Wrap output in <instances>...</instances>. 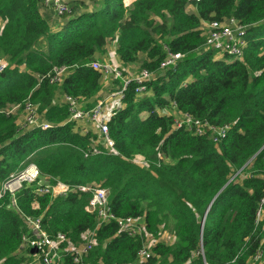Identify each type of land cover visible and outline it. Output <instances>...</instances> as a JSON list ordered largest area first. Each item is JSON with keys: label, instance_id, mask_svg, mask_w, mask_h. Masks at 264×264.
Here are the masks:
<instances>
[{"label": "trees", "instance_id": "trees-1", "mask_svg": "<svg viewBox=\"0 0 264 264\" xmlns=\"http://www.w3.org/2000/svg\"><path fill=\"white\" fill-rule=\"evenodd\" d=\"M68 5L57 18L42 0H0V59L7 61L0 72V264L34 263L22 248L24 216L39 218L49 236L63 233L62 247L93 232L95 245L80 262L68 251L58 264H250L264 236V0ZM230 17L246 28L241 59L204 48L201 23ZM111 41L122 66L136 63L154 79L141 96L130 81L124 107L107 123L114 150L96 144L92 153L96 132L68 121L63 97L87 101L102 90L105 78L88 64ZM168 52L181 58L162 69ZM61 69L60 81L50 83ZM26 102L49 128H20L17 117L5 113ZM175 112L230 128L224 138L215 135L216 142L208 129L177 128ZM133 154L143 155L149 168L131 163ZM31 164L51 184L61 181L71 190L54 200L38 194L36 182L2 190ZM87 184L105 188L112 213L133 219L141 233L129 236L116 221L96 228L95 212L84 209L91 193L78 189ZM163 229L174 243L157 241L147 248L149 257L139 258L145 240Z\"/></svg>", "mask_w": 264, "mask_h": 264}, {"label": "built area", "instance_id": "built-area-1", "mask_svg": "<svg viewBox=\"0 0 264 264\" xmlns=\"http://www.w3.org/2000/svg\"><path fill=\"white\" fill-rule=\"evenodd\" d=\"M199 1V0H191ZM43 5L49 7L55 16H62L69 11L68 0H42ZM188 6V10H190ZM203 34L205 36V49H210L216 52L221 57L226 55L230 60L241 59L244 48L246 46V28L237 19L230 17L223 21H203L201 23ZM181 58V54L168 52L167 56L160 64V68H168L175 65L177 60ZM7 63L5 59H0V72L6 67ZM94 70L102 73L105 78L104 86L112 85L114 78H120L121 84L114 85L109 91H107L103 98L97 99L95 104L90 108L84 106L87 101L80 100L74 96L64 95L63 101L66 103L69 113L68 121H74L83 126V132L88 130L96 132V140L91 149L92 153H97L96 144H101L107 150H114V142L109 134L108 121L115 116V114L121 110L123 106V98L125 96V90L130 81L136 83L135 93L141 96L146 91V83L154 79V74L141 69L136 75L125 76L124 69L118 66H113L108 61L94 60L88 64ZM64 73V69L56 71L53 76L50 77V83H58ZM103 86V87H104ZM114 104L113 107L111 105ZM18 105H15L8 113H13ZM25 124L40 125L42 128H47L48 124L41 122L39 113L36 107L32 106L29 102L23 105ZM174 125L178 128L182 125H186L188 128H193L196 134H202L203 130L208 129L212 132L214 138L212 140L217 142V138H224L226 132L230 126L227 125L222 128H216L209 125L206 122H202L198 119H192L190 116L178 112L174 113ZM146 115V114H145ZM157 157L167 161L160 152L157 153ZM132 163L149 168V162L141 154H135L132 159ZM241 170V169H240ZM239 170V171H240ZM237 171V174L238 172ZM35 165L31 164L12 180L2 186V190H8L11 192L12 183H17L16 188L20 187L22 183L36 182L38 194L48 193L52 200L60 198L66 195L71 189L60 182L51 184L41 177ZM18 185V186H17ZM79 190L86 193H92V197L88 200L84 209L88 212H95L96 228L102 224H106L110 221H116L117 226L127 232L129 236H136L141 233V227L134 222L131 218L121 219L115 218L110 212L108 207L107 194L103 189L97 186H80ZM263 202V199H262ZM12 206H15V202L12 200ZM260 217V212L257 214V218ZM24 221L27 226V232L22 237V248L35 251L34 257L37 256V264H58V261L65 252L71 251L74 255V262L78 263L81 259L87 255L89 250L95 245L93 232L89 233L90 239L82 245L67 244L66 247H62V244L67 242L66 236L58 232L52 236L46 234L41 226L39 218L32 216H24ZM141 255H147L145 248L140 249ZM264 256V239L259 244L255 251L250 264H261ZM141 261V260H140Z\"/></svg>", "mask_w": 264, "mask_h": 264}, {"label": "rangeland", "instance_id": "rangeland-1", "mask_svg": "<svg viewBox=\"0 0 264 264\" xmlns=\"http://www.w3.org/2000/svg\"><path fill=\"white\" fill-rule=\"evenodd\" d=\"M55 16V15H54ZM61 17V16H60ZM60 17H57V18H60ZM51 29L54 31V30H57L58 28L56 27V23H55V20H54V22L52 23V25H51ZM217 57H221L220 55H217ZM6 60V59H5ZM6 63H7V61H6ZM138 64H135V65H133L130 69H129V71L128 72H125V76H131V75H136L139 71H140V69L138 68ZM107 91H105L104 93H106ZM114 106V104H112L111 105V107H113ZM165 112H167V113H173L174 112V110L172 109V108H169V109H166L165 110ZM14 114L16 115V117H17V125L20 127V128H22L24 125H25V115H24V112H20V111H17V112H14ZM142 115H144V113L142 114ZM135 154H133L130 158H128V160L132 163V161H131V159H132V157L134 156ZM147 160V159H146ZM134 164V163H133ZM143 169H148V168H145V167H142ZM245 168V167H244ZM244 168L243 169H241L239 172H238V175L240 176V175H242L243 174V170H244ZM25 170V169H24ZM22 172V171H21ZM20 172V173H21ZM236 175H237V172L235 173V174H233L231 177H230V181H232V180H234L235 178H236ZM16 184L17 183H12V189H11V192H14L15 190H17L18 188H16L15 186H16ZM18 186V185H17ZM38 187V186H37ZM34 206H36V204H34ZM257 214H259V209L257 210V212H256V215ZM90 234L89 233H86V234H84L83 235V237H82V242L80 243V244H78V245H82V244H84L85 242H87L89 239H90ZM264 239V236L262 237V239H261V241ZM157 241H160V242H164L165 244H168V245H172L173 243H174V237H173V235H172V233L170 232V230H168V229H163L162 231H161V233H160V235H159V237H157L156 239H153V238H147L146 240H145V243H144V248L145 249H149V247L153 244V243H155V242H157ZM261 241H260V243H261ZM32 254L35 252L34 250L33 251H30ZM34 256V255H33ZM37 260H38V258H37V256L34 258V263L33 264H37Z\"/></svg>", "mask_w": 264, "mask_h": 264}, {"label": "crops", "instance_id": "crops-1", "mask_svg": "<svg viewBox=\"0 0 264 264\" xmlns=\"http://www.w3.org/2000/svg\"><path fill=\"white\" fill-rule=\"evenodd\" d=\"M132 0H125V4L128 5ZM116 43L115 41H111L109 42L106 47H105V51L103 53H96L94 55L95 59L100 60V61H108L110 62L113 66H118L124 69L125 72H128L129 69L135 65L136 63H132V64H128L126 66H122L118 56L116 55ZM114 86V84L112 85H107L104 86L102 88V90L95 95L94 97H92L91 99L87 100L88 103H94L97 99L103 98L105 96L104 92L105 91H109L112 87ZM104 95V96H103Z\"/></svg>", "mask_w": 264, "mask_h": 264}, {"label": "bare ground", "instance_id": "bare-ground-1", "mask_svg": "<svg viewBox=\"0 0 264 264\" xmlns=\"http://www.w3.org/2000/svg\"><path fill=\"white\" fill-rule=\"evenodd\" d=\"M15 105H18V107L15 109V111L14 112H17V111H20V112H24V110H23V105L24 104H20V103H17V104H13L11 107H9L8 109H6L5 110V113L6 114H12V115H14V116H16L15 114H14V112L13 113H8V110H10L12 107H14ZM42 119V118H41ZM22 128H42V127H40V125H30V124H25ZM47 128H49V127H47ZM43 129H45V128H43ZM42 177V176H41ZM43 178V177H42ZM56 182H60V183H62V184H64V185H67L68 187H69V185L68 184H65V183H63V182H61V181H56ZM56 182H54V183H56ZM50 183V182H49ZM53 183V184H54ZM86 186H97V187H99L100 189H103L105 192H106V189L105 188H102L101 186H99V185H97V184H87ZM70 188V187H69ZM71 189V188H70ZM15 191H17V190H15ZM92 197V193H91V196H90V198ZM108 207H109V204H108ZM109 210H110V212L112 213V211H111V209H110V207H109ZM113 214V213H112ZM114 215V214H113ZM114 217L115 218H117L115 215H114ZM126 219V218H125ZM145 251H146V253H147V255L148 256H146V255H141L139 252H138V254H139V258H141V259H145V258H147V257H149V251H148V249H145Z\"/></svg>", "mask_w": 264, "mask_h": 264}, {"label": "water", "instance_id": "water-1", "mask_svg": "<svg viewBox=\"0 0 264 264\" xmlns=\"http://www.w3.org/2000/svg\"><path fill=\"white\" fill-rule=\"evenodd\" d=\"M257 153H258V152H257ZM257 153H256V154H257ZM256 154H255V155H256ZM255 155H253V157H254ZM253 157H252V158H253ZM250 160H251V158H250V159L244 164V167L248 164V162H249ZM241 169H242V168H241ZM229 181H230V179L228 180V182H229ZM228 182H227V183H228ZM227 183H226V184H227ZM210 204H211V202H210ZM204 217H205V214H204V216H203V219H204ZM203 219H202V220H203Z\"/></svg>", "mask_w": 264, "mask_h": 264}]
</instances>
